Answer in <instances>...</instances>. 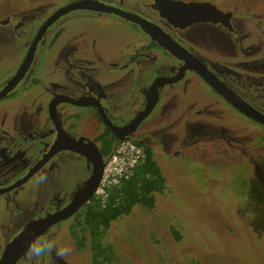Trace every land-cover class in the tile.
<instances>
[{
    "label": "flooded vegetation",
    "instance_id": "1",
    "mask_svg": "<svg viewBox=\"0 0 264 264\" xmlns=\"http://www.w3.org/2000/svg\"><path fill=\"white\" fill-rule=\"evenodd\" d=\"M15 1L0 0V264L124 263L103 234L125 214L99 234L110 249L100 262L84 217L105 200L95 189L123 139L157 166L228 151L264 202V0ZM95 150L100 178L73 209ZM32 243L49 248L34 257Z\"/></svg>",
    "mask_w": 264,
    "mask_h": 264
},
{
    "label": "rangeland",
    "instance_id": "2",
    "mask_svg": "<svg viewBox=\"0 0 264 264\" xmlns=\"http://www.w3.org/2000/svg\"><path fill=\"white\" fill-rule=\"evenodd\" d=\"M37 1L42 0H16L15 5L25 8ZM208 153L155 159L165 187L153 193V208L133 205L103 234L118 259L120 248L127 251L122 264L136 259L146 264H264V202L255 194L253 170L246 163L229 165L234 157L228 151ZM258 162L264 172V163ZM169 225L182 235L181 243H171Z\"/></svg>",
    "mask_w": 264,
    "mask_h": 264
},
{
    "label": "trees",
    "instance_id": "3",
    "mask_svg": "<svg viewBox=\"0 0 264 264\" xmlns=\"http://www.w3.org/2000/svg\"><path fill=\"white\" fill-rule=\"evenodd\" d=\"M143 153V160L133 167L131 174L107 190L103 203H89L84 209L94 261L100 262V259L109 258V247L98 239L99 234L108 226L109 220L128 214L135 204L151 208L154 202L153 192H161L164 187V179L150 153L146 150Z\"/></svg>",
    "mask_w": 264,
    "mask_h": 264
},
{
    "label": "built area",
    "instance_id": "4",
    "mask_svg": "<svg viewBox=\"0 0 264 264\" xmlns=\"http://www.w3.org/2000/svg\"><path fill=\"white\" fill-rule=\"evenodd\" d=\"M142 158L139 148L127 139L120 140L105 164L95 194L106 197L107 190L120 180L126 179Z\"/></svg>",
    "mask_w": 264,
    "mask_h": 264
},
{
    "label": "water",
    "instance_id": "5",
    "mask_svg": "<svg viewBox=\"0 0 264 264\" xmlns=\"http://www.w3.org/2000/svg\"><path fill=\"white\" fill-rule=\"evenodd\" d=\"M77 4H78V3H77ZM181 4H182V3H181ZM77 6H82V7H85V8H91V7H92V6L89 5V4H78ZM72 7H75V4H70V5L66 6V7H63L59 13L65 11L67 8H72ZM119 139H123V137H120ZM92 152H94V150H93ZM95 154L97 155L99 161L97 162V164H96V166H95V173H94V176L91 178L92 181H91V184H89V187H88V188H90V189H89V191H87V193L84 195V196H85L84 198L78 199V195H77L76 197H74V200H73V203H72V208H73V209H74V208L76 209V208L78 207V205H79L82 201H84V200H85V199L91 194L92 189L96 186V182H97V180L100 178L99 176H100V173H101V169H102V165H103V163L101 162L100 157H99L98 153L96 152V150H95ZM110 155H111V154H110ZM110 155H109V156H110ZM45 224H46V223H45ZM41 226H43V224H42ZM7 260H8V259H7ZM10 260L12 261V259H10ZM4 261H6V259H4Z\"/></svg>",
    "mask_w": 264,
    "mask_h": 264
},
{
    "label": "clouds",
    "instance_id": "6",
    "mask_svg": "<svg viewBox=\"0 0 264 264\" xmlns=\"http://www.w3.org/2000/svg\"><path fill=\"white\" fill-rule=\"evenodd\" d=\"M48 248L49 246L44 244L37 245L36 243H32L29 245V250L34 257L42 255L46 250H48ZM57 254L63 255L64 252H58Z\"/></svg>",
    "mask_w": 264,
    "mask_h": 264
}]
</instances>
